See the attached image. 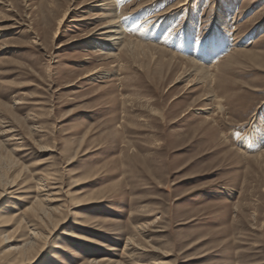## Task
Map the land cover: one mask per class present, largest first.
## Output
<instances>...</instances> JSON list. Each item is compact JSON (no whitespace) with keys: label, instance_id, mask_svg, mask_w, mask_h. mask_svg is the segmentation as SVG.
<instances>
[{"label":"rangeland","instance_id":"374dc122","mask_svg":"<svg viewBox=\"0 0 264 264\" xmlns=\"http://www.w3.org/2000/svg\"><path fill=\"white\" fill-rule=\"evenodd\" d=\"M99 3L0 0V264L47 190L65 223L34 264H264V0Z\"/></svg>","mask_w":264,"mask_h":264},{"label":"bare ground","instance_id":"6f19581e","mask_svg":"<svg viewBox=\"0 0 264 264\" xmlns=\"http://www.w3.org/2000/svg\"><path fill=\"white\" fill-rule=\"evenodd\" d=\"M112 1L113 0H100V3L97 6H99L101 9L109 10V8H112V5H111ZM183 4L181 3L174 8L177 9V7ZM62 15H63L62 19H64L66 16V12ZM91 34L94 35L93 38H91V45L94 46V48L98 49L97 51L100 56L109 58L111 56L117 55L120 52V50L128 49V43H127L128 41H124L125 37H123L122 23L119 20V16L112 15L108 21L105 20L104 23H101V25L97 29H95V31H93ZM154 46L158 47L159 49L163 51L165 50L166 52H169L164 47H161L155 44ZM208 49L209 50L199 52L200 53L199 55H203L206 60H210L211 58H213L214 51H215L214 49H212V46L209 47ZM171 54L175 55L174 53H171ZM195 59L196 58H188L189 62L195 65L202 64L200 63V61L198 60L196 61ZM97 72L98 70H93L92 72H90L87 75H84L83 77H89L91 75L96 74ZM93 78H96V76H94ZM178 79L176 78L175 82H177ZM10 172L11 171H8V172L6 171L3 174V178L0 176V180L3 182L5 186H8L11 188L12 186L15 185V181L19 175L15 173L11 174ZM37 185H38L37 188L40 191L44 190V188L47 187V184L45 182H42V180H40V182L37 183ZM53 188H57V187H53ZM48 189L50 188L48 187ZM52 194L53 193L50 190H47L45 194L43 193L37 194L35 198L32 199V202L30 203V205L24 208L25 209L24 211L27 213H30L32 218L31 216L22 215L21 218L18 220L17 224L15 225L14 230L18 231V229L22 226L21 224L27 225L29 228L27 229V232L25 233L26 236L19 240L20 241L19 245L9 246L4 249V253L6 255L9 254V258L12 264H34L38 260V258L41 256V252L43 251L44 247L48 243V239L51 236V234L61 224L65 223V215L62 213V211H60L59 207L51 206L49 204H44L45 200H51L49 197ZM31 222H34V224ZM81 224L83 225V221L80 220L79 218L74 220V227L63 229L62 235L71 236V237L73 236L74 238L76 237V239L79 240V242L83 243L86 237L82 234L77 235V233L75 232V229H76L75 227ZM2 239H3L4 244L12 240L9 238L7 234L3 235ZM53 248L56 249L59 247L57 244L56 245L54 244ZM10 254H12V256H10ZM72 254L73 256L77 255L78 254L77 250L73 251ZM107 262H108V259L103 258L97 261L96 259L95 261L87 260L86 262L82 264H100V263H107Z\"/></svg>","mask_w":264,"mask_h":264}]
</instances>
